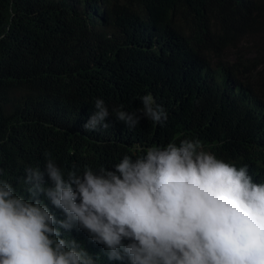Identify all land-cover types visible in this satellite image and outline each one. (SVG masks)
<instances>
[{
	"label": "trees",
	"instance_id": "1",
	"mask_svg": "<svg viewBox=\"0 0 264 264\" xmlns=\"http://www.w3.org/2000/svg\"><path fill=\"white\" fill-rule=\"evenodd\" d=\"M148 94L163 126L117 120V110L139 114ZM97 99L109 127L87 131ZM261 134L264 0H0V179L26 199L24 170L45 172L47 159L67 179L183 139L264 183ZM44 181L54 187L46 172ZM61 231L96 264H128L85 230Z\"/></svg>",
	"mask_w": 264,
	"mask_h": 264
},
{
	"label": "clouds",
	"instance_id": "2",
	"mask_svg": "<svg viewBox=\"0 0 264 264\" xmlns=\"http://www.w3.org/2000/svg\"><path fill=\"white\" fill-rule=\"evenodd\" d=\"M141 101L139 114L117 110V120L130 129L141 118L163 126V107L150 94ZM94 107L83 127L108 128L105 102L97 99ZM114 167H85L65 179L47 159L54 187L45 185L39 167H27L21 181L28 199L0 179V264H96L75 239L62 237L61 230L73 228L103 245L110 261L264 264V183L253 182L247 165L237 167L205 151L201 141L183 139L148 147L135 159L124 155ZM40 194L65 218L57 220Z\"/></svg>",
	"mask_w": 264,
	"mask_h": 264
},
{
	"label": "bare ground",
	"instance_id": "3",
	"mask_svg": "<svg viewBox=\"0 0 264 264\" xmlns=\"http://www.w3.org/2000/svg\"><path fill=\"white\" fill-rule=\"evenodd\" d=\"M198 84V83H197Z\"/></svg>",
	"mask_w": 264,
	"mask_h": 264
}]
</instances>
